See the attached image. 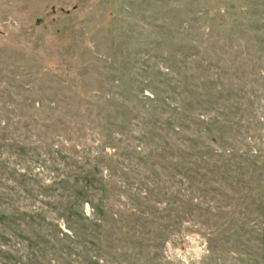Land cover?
Here are the masks:
<instances>
[{
    "label": "rangeland",
    "instance_id": "obj_1",
    "mask_svg": "<svg viewBox=\"0 0 264 264\" xmlns=\"http://www.w3.org/2000/svg\"><path fill=\"white\" fill-rule=\"evenodd\" d=\"M0 264H264V0H0Z\"/></svg>",
    "mask_w": 264,
    "mask_h": 264
}]
</instances>
